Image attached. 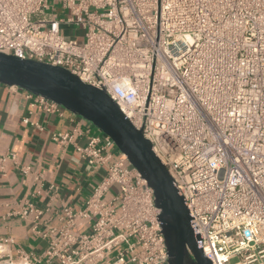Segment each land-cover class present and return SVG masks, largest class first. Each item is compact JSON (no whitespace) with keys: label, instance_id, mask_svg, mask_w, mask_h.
Listing matches in <instances>:
<instances>
[{"label":"built area","instance_id":"built-area-1","mask_svg":"<svg viewBox=\"0 0 264 264\" xmlns=\"http://www.w3.org/2000/svg\"><path fill=\"white\" fill-rule=\"evenodd\" d=\"M57 6L0 0V53L61 67L103 91L165 166L203 256L211 264H264V0ZM26 95L62 116L57 103ZM76 135L51 138L104 169L103 178L83 209L63 208L58 226L40 230L43 212L27 204L21 217L33 216L46 249L14 254V239L3 237L0 264H169L152 189L111 151L108 136L80 145ZM113 185L116 194L105 199Z\"/></svg>","mask_w":264,"mask_h":264},{"label":"crops","instance_id":"crops-1","mask_svg":"<svg viewBox=\"0 0 264 264\" xmlns=\"http://www.w3.org/2000/svg\"><path fill=\"white\" fill-rule=\"evenodd\" d=\"M58 0H49L58 10ZM77 129V143L100 135L84 119L62 109V116L47 114L28 98L26 92L0 84V238L11 237L12 251L21 249L41 255L47 243L33 231L32 215L22 218L27 204L43 212L41 230L58 226L64 207L83 209L104 175V169H92L73 150L51 138L52 133ZM111 151L118 154L115 147ZM117 192L113 185L105 194ZM82 227L81 231H88ZM44 264V263H42Z\"/></svg>","mask_w":264,"mask_h":264},{"label":"water","instance_id":"water-1","mask_svg":"<svg viewBox=\"0 0 264 264\" xmlns=\"http://www.w3.org/2000/svg\"><path fill=\"white\" fill-rule=\"evenodd\" d=\"M0 84L53 101L108 136L153 191L168 263L211 264L197 247L199 237L192 231L190 214L165 166L103 91L61 67L4 53H0Z\"/></svg>","mask_w":264,"mask_h":264},{"label":"rangeland","instance_id":"rangeland-1","mask_svg":"<svg viewBox=\"0 0 264 264\" xmlns=\"http://www.w3.org/2000/svg\"><path fill=\"white\" fill-rule=\"evenodd\" d=\"M55 11H57V9H55ZM72 34H74V33H72ZM76 34V33H75ZM77 34H80V33H77ZM65 36H71V34H68V32H67V34H65ZM79 42L81 43L82 41H81V39H79ZM97 132H99L95 127H93ZM100 133V132H99ZM115 147V146H114ZM115 149L117 150V148L115 147ZM118 151V150H117ZM238 261V258H234V259H231L230 260V263L232 264V263H235V262H237Z\"/></svg>","mask_w":264,"mask_h":264}]
</instances>
